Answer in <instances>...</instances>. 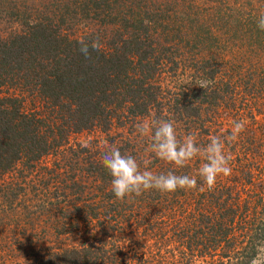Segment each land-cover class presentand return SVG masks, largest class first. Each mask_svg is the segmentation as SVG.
<instances>
[{
	"label": "rangeland",
	"instance_id": "374dc122",
	"mask_svg": "<svg viewBox=\"0 0 264 264\" xmlns=\"http://www.w3.org/2000/svg\"><path fill=\"white\" fill-rule=\"evenodd\" d=\"M120 1L108 0L110 7L126 19L135 20L134 15L146 9L147 0ZM173 1L148 2L153 35L161 43L163 57H167L161 60L152 78L163 93L160 106L152 104L148 113L136 117L116 112L107 128L96 125L69 133L66 143L53 151L31 163L18 161L0 173V264H37L48 251L89 242L98 244L99 239L105 242L108 253L114 252L116 264H217L215 258L188 257L170 235L176 225L204 211L205 199L201 195L209 188L198 175L204 163L202 156L176 168L151 154L150 136L138 135L136 124L153 118L171 120L178 138L191 134L199 146H205L213 135L229 133L233 120L245 121L239 138L224 149L231 154L232 173L219 176L214 188L231 187L236 181L229 203L236 210L231 236L237 241L245 234V228L250 230L254 223L264 222V31L257 27V19L264 13V0ZM63 5H67L63 9L71 15L63 27L66 33L112 32V25H107L106 17L103 22L98 12L89 8L86 15L81 13L84 0H0V35L18 31L22 20L29 17L27 13L40 17L45 7ZM213 56L220 63V72L214 79L204 70L192 72L199 65L211 66ZM205 80L211 81L205 90L216 87L219 96L204 104L197 116L175 111V99L178 103L192 100L189 95H181L186 87ZM13 92L21 96L22 111L45 109L36 95L24 90ZM84 143L90 146L84 148ZM110 146L134 155L142 169L147 162L154 173L175 171L194 177L197 188L174 193L149 190L151 195L174 196V200L169 198L163 205L138 209L150 227L138 224L137 218L131 216L128 221L115 224L114 235L105 234V223L117 212L110 210L106 192L96 177L98 170L90 164L98 161L102 173L111 180L101 163V154ZM147 197L143 192L125 199L127 203L132 199L137 205L138 200ZM197 198L202 200L196 202ZM93 213L98 216L91 217ZM118 219L122 220L121 215ZM256 240L257 250L248 264L264 261V230Z\"/></svg>",
	"mask_w": 264,
	"mask_h": 264
},
{
	"label": "trees",
	"instance_id": "16d2710c",
	"mask_svg": "<svg viewBox=\"0 0 264 264\" xmlns=\"http://www.w3.org/2000/svg\"><path fill=\"white\" fill-rule=\"evenodd\" d=\"M106 1L84 0L80 11L86 15L89 8L93 9L103 22L106 17L107 25H112V32L107 35L101 30L82 35L63 31L71 17L63 9L67 5L45 7L40 17H34L33 12L27 13L29 17L22 20L18 31L0 35V173L11 169L18 161L31 163L53 151L66 143L69 133L96 125L107 128L116 112L130 117L143 116L152 104L155 107L162 104L163 93L152 78L161 60L167 57H163L161 43L151 29L149 0L146 9L134 15L135 20L126 19ZM81 39L88 42L98 39L99 50L90 48L86 58L79 51ZM218 64L213 56L211 66L199 65L192 72L204 70L214 79L220 72ZM186 89L181 95H189L192 100L178 103L175 99L173 103L175 111H183L186 116L199 115L204 104L219 96L216 87L206 91L190 85ZM14 90L36 95L45 109L42 112L22 111L21 96ZM93 162L91 168L98 170L96 177L99 176L101 188L106 192L110 210L117 212L112 214L111 220L107 217L110 221L105 223V234L114 235L115 224L124 223L131 216L137 218L138 224L150 227L145 214L139 215L138 209L163 205L169 198L174 200V196L151 195V191H145L149 197L138 200L137 205H133L132 199L130 203L127 199L119 201L111 187L107 188L111 180L102 173L98 161ZM228 186L207 189L201 195L205 199L204 211L200 210L196 217L187 218L172 230L170 235L188 257L215 258L217 264H248L254 257L259 241L256 239L262 236L264 222L254 223L250 230L245 228L240 241L232 237L231 221L236 210L229 203L232 186ZM199 200L202 198H197L196 202ZM212 206L215 209L210 210ZM97 216V213L91 215ZM98 241L101 243L89 242L48 251L40 256L37 264H116L114 252L108 253L105 242Z\"/></svg>",
	"mask_w": 264,
	"mask_h": 264
},
{
	"label": "clouds",
	"instance_id": "9594fccd",
	"mask_svg": "<svg viewBox=\"0 0 264 264\" xmlns=\"http://www.w3.org/2000/svg\"><path fill=\"white\" fill-rule=\"evenodd\" d=\"M257 27L264 31V13L257 19ZM79 51L87 58L89 49L99 50L98 39L88 42L81 39ZM211 81H201L197 86L207 89ZM246 122L233 120L232 128L224 136L213 135L205 146H199L193 135H186L182 140L178 138L176 128L171 120L153 118L145 123L136 124V132L140 136H150V152L159 160L165 161L176 168H183L189 161L197 156H202L204 163L198 175L204 185L213 189L219 176H230L231 154L225 153L227 143L239 138L245 130ZM90 145L84 143L82 147ZM102 166L111 176V191L118 200L130 196H140L143 192L156 190L162 193H174L178 189L191 190L197 188V179L187 174H177L175 171L154 173L146 165L142 169L137 158L129 153H122L116 146H110L101 154ZM255 264V262H254ZM260 264H264L261 261Z\"/></svg>",
	"mask_w": 264,
	"mask_h": 264
}]
</instances>
